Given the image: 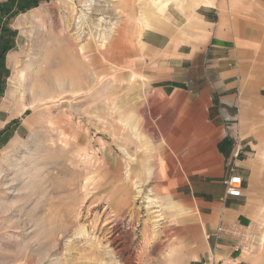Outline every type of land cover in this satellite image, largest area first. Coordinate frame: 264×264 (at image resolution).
I'll return each mask as SVG.
<instances>
[{"label":"rangeland","instance_id":"1","mask_svg":"<svg viewBox=\"0 0 264 264\" xmlns=\"http://www.w3.org/2000/svg\"><path fill=\"white\" fill-rule=\"evenodd\" d=\"M120 1L0 0V203L7 207L0 264H24L12 254L15 239L41 236L23 224L37 208L60 226L53 263L57 256L59 264H264V100L246 104L245 132L227 115L224 132L204 130L211 118L186 107L184 94L158 88L169 72L185 89L196 69L162 70L166 62L152 63L140 35L178 25L184 7L206 1ZM258 58L252 67L264 82V53ZM188 130L192 148L177 151ZM221 135L234 158L252 142L254 167L242 206L203 231L195 203L180 192L202 160L208 174L224 167L215 149ZM161 146L175 170L161 160ZM226 173L224 183L234 163ZM5 215L20 226L7 227Z\"/></svg>","mask_w":264,"mask_h":264},{"label":"crops","instance_id":"2","mask_svg":"<svg viewBox=\"0 0 264 264\" xmlns=\"http://www.w3.org/2000/svg\"><path fill=\"white\" fill-rule=\"evenodd\" d=\"M123 1L120 2L126 4L128 0ZM137 1L139 3V0ZM205 1L191 10L184 7V10L180 11L182 19L178 25L165 23L159 27L144 29L140 35V43L156 56L152 62L154 65L158 60L166 62L162 70L171 69L169 67L174 65L196 69V75L184 81L185 89L179 87V83L175 82L173 76H169V72L158 88L170 93L184 94L186 107L211 118L209 129L204 130L224 132L222 117L227 115L237 118L236 127L245 132L247 123L243 118L246 104L251 102L250 104L254 105L257 100H264V82L257 80V66L252 67V62L257 64L260 61L258 54L264 53V18L258 13L264 11V0ZM116 42L119 44L120 40ZM95 59L97 57L94 61ZM175 60L178 64L174 63ZM203 64L204 68L200 72L199 68H202ZM161 75L164 76L159 74ZM234 106H237V109H234ZM191 133L188 130L186 138L183 137L184 140L180 144L172 146L177 151H189L192 148L190 140L194 136ZM241 147L243 149L239 153L240 156L234 158L229 149L228 138L221 135L215 149L217 160H223L224 167L215 174H208L204 171L202 160L200 170L190 173L183 184L184 190L180 195L184 196L183 199L195 203L203 231L206 226V230L211 232L216 222L229 214L228 210L240 208L243 204L246 194L245 180H249L252 174L255 158L253 153H249L253 149L252 142H242ZM159 148L163 155L161 160H168L173 167L171 171L175 170V158L170 149L163 146ZM244 148L249 150L244 152ZM230 163H234L235 173L243 178L240 196L226 195L223 178ZM159 170L163 171L162 164ZM170 175L172 178L167 180L170 184L164 186L166 195L172 192V181L177 177L175 171ZM204 209L209 210V213H204ZM224 263L227 262L222 260L220 264ZM212 264L219 263L212 261Z\"/></svg>","mask_w":264,"mask_h":264},{"label":"bare ground","instance_id":"3","mask_svg":"<svg viewBox=\"0 0 264 264\" xmlns=\"http://www.w3.org/2000/svg\"><path fill=\"white\" fill-rule=\"evenodd\" d=\"M81 56L86 58L85 49L82 48L81 50ZM13 58V56H10ZM51 98V97H50ZM37 102H40L42 100V97H37L34 99ZM7 207L3 205V203H0V213H6ZM41 209H33L29 215H26L27 218L23 221L24 225L31 224V226H34L36 233L38 232L37 228L40 229L41 236H37V234L34 233V237H29L28 240H25V237L21 240H16L15 243V252L12 254H15V257L24 256V264H30L33 260L35 263L39 264L42 262H52L50 257L56 254V251L60 248L59 247V232H60V226L58 221H55L56 215L54 213L48 214L45 213V215H40ZM4 220L8 221V224H6L7 227L9 226H20V220H16L15 222H10V220H7V215L3 216ZM10 222V223H9ZM49 225H51V228L49 229ZM20 234V233H19ZM6 246L4 247V249ZM59 252V250H58ZM33 254V255H32ZM58 254V253H57ZM3 257H6V253H3ZM53 263V262H52ZM60 259L56 256L54 258L53 264H59Z\"/></svg>","mask_w":264,"mask_h":264},{"label":"built area","instance_id":"4","mask_svg":"<svg viewBox=\"0 0 264 264\" xmlns=\"http://www.w3.org/2000/svg\"><path fill=\"white\" fill-rule=\"evenodd\" d=\"M242 183L243 179L238 174H233L229 176V178L226 180V195L228 196H240L242 192ZM198 264H212L210 262H200Z\"/></svg>","mask_w":264,"mask_h":264}]
</instances>
